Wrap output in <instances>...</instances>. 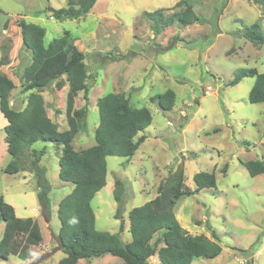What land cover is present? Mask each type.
Returning a JSON list of instances; mask_svg holds the SVG:
<instances>
[{"label":"rangeland","instance_id":"obj_1","mask_svg":"<svg viewBox=\"0 0 264 264\" xmlns=\"http://www.w3.org/2000/svg\"><path fill=\"white\" fill-rule=\"evenodd\" d=\"M68 2L0 0V73L16 85L11 107L23 110L30 94L23 91V74L32 64L18 26L24 20L46 29V45L68 32L69 43L86 56L89 90L79 93L75 108L87 107L89 113L86 129L73 143L77 151L96 143L97 104L102 97L124 94L133 107L151 112L152 124L136 138L147 137L136 155L129 160L107 158V184L92 202L97 229L116 234L123 226L121 238L130 243L131 210L147 202L159 207L161 182L183 162L185 184L192 190L197 173H214L217 178L216 188L185 196L176 207L184 229L218 241L222 247L219 257L196 259L192 264H264V174L252 177L245 167L249 161L264 162V103L249 101L255 78L245 77L236 86L230 85L241 69L264 73V45L257 47L245 36L246 27L253 24L264 35V1L99 0L80 18H51L49 8H66ZM184 3L207 22L183 26L177 21L155 36L146 14L163 10L170 16L183 10ZM168 90L176 93L177 100L173 110L166 112L152 98ZM68 91V85L58 91L53 84L42 94L47 113L60 130L68 126ZM3 117L0 112V196L19 218H34L40 234L31 235V260L11 256L0 259V264H57L65 257L57 237L61 227L58 207L74 189L59 178L61 149L43 142L33 146L38 150L47 146L40 165L51 185L48 213L40 204L32 149L26 150L20 172H5L14 158L8 152V122ZM118 179L126 188L122 208L114 199ZM3 231L4 223L0 224V239ZM78 264L126 263L105 255ZM149 264L160 261L155 256Z\"/></svg>","mask_w":264,"mask_h":264},{"label":"trees","instance_id":"obj_2","mask_svg":"<svg viewBox=\"0 0 264 264\" xmlns=\"http://www.w3.org/2000/svg\"><path fill=\"white\" fill-rule=\"evenodd\" d=\"M99 0H69L68 6L50 9L51 18H80L88 14ZM264 1V0H263ZM165 11L147 13L155 36L161 34L175 22L183 26L206 23L191 6L184 3L183 10L166 16ZM7 24V23H6ZM18 26L23 38V46L32 54V64L25 68L24 93H30L23 110L11 107V94L15 83L6 74L0 73V112L8 124L5 127L8 152L14 161L5 167L6 173H18L22 169L27 149L33 150L32 169L38 179V196L41 207L49 213L51 185L46 177V169L40 165L47 146L42 150L33 148L39 142L50 143L61 149L59 156V178L74 185L71 194L59 203L58 217L61 227L58 234L60 250L65 254L58 264H78L81 260H92L105 255L122 259L126 264H149L158 257L160 264H192L194 260L215 259L222 253L218 241L204 235H192L182 227L177 219L176 207L185 196H191L203 189L217 186L214 173H197L193 180L195 190L185 184V166L182 162L170 170L161 182L158 192L160 206L151 202L135 207L129 214L132 241L125 244L121 238L123 226L116 234L100 231L96 227V214L92 206L97 193L107 184L108 157L133 158L146 136H137L152 124L153 117L146 108H135L124 94H108L98 101L100 116L95 131V145L77 151L74 148L76 136L87 126L88 108H75L79 93L87 94L88 72L85 54L69 43L66 32L63 37L45 44L46 29L24 20ZM246 38L255 46L264 45V35L258 24L246 27ZM253 77L255 83L249 94L252 104L264 103V73L257 69H241L230 83L236 86L243 78ZM61 91L68 85L67 128L60 130L47 113L43 97L51 85ZM163 111H172L177 100L176 93L168 90L152 98ZM245 167L250 176L264 174V162L249 161ZM126 188L122 180L115 182L114 199L122 208ZM120 208L116 218H120ZM4 232L0 239V259L11 256L28 262L34 256L33 234H40L38 222L34 218H19L12 205L0 196V224ZM152 244L155 236H158ZM29 236V241H28ZM162 245V246H160ZM160 246V247H159Z\"/></svg>","mask_w":264,"mask_h":264},{"label":"crops","instance_id":"obj_3","mask_svg":"<svg viewBox=\"0 0 264 264\" xmlns=\"http://www.w3.org/2000/svg\"><path fill=\"white\" fill-rule=\"evenodd\" d=\"M50 117V116H49ZM4 118V117H3ZM5 120V119H4ZM6 121V120H5ZM4 232V231H3ZM31 236V235H30ZM28 241H29V236H28ZM32 252H34V248H32ZM58 264V263H57Z\"/></svg>","mask_w":264,"mask_h":264}]
</instances>
